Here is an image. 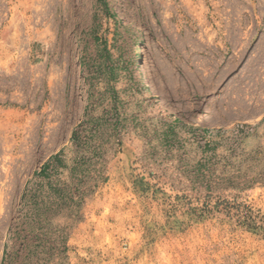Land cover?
Masks as SVG:
<instances>
[{"label":"rangeland","instance_id":"374dc122","mask_svg":"<svg viewBox=\"0 0 264 264\" xmlns=\"http://www.w3.org/2000/svg\"><path fill=\"white\" fill-rule=\"evenodd\" d=\"M241 206L264 0H0V264H264Z\"/></svg>","mask_w":264,"mask_h":264},{"label":"trees","instance_id":"16d2710c","mask_svg":"<svg viewBox=\"0 0 264 264\" xmlns=\"http://www.w3.org/2000/svg\"><path fill=\"white\" fill-rule=\"evenodd\" d=\"M75 135V134H74ZM60 161V155H56L53 157V162L58 164ZM51 164H46L44 167L36 172V175L43 176L46 175L47 171L49 170V167ZM241 213L239 214V223L246 226L247 228L254 229V230H261L264 233V223H262L263 226L259 225V217L256 216V214L246 206H241Z\"/></svg>","mask_w":264,"mask_h":264},{"label":"bare ground","instance_id":"6f19581e","mask_svg":"<svg viewBox=\"0 0 264 264\" xmlns=\"http://www.w3.org/2000/svg\"><path fill=\"white\" fill-rule=\"evenodd\" d=\"M134 72H135L136 76L139 78V82L143 85L144 89L147 90L151 94V97H154L155 94L153 93V91H152V89L150 87V84L148 83L147 79L144 77V74L142 73L141 65H138ZM159 102L164 107V109H166L167 111H171L169 105L166 102H164L163 100L159 101ZM255 118L257 120L260 119L259 116L255 117ZM248 120H254V119H252L250 117V118H248ZM211 127H213V128L220 127L219 122L211 121Z\"/></svg>","mask_w":264,"mask_h":264}]
</instances>
